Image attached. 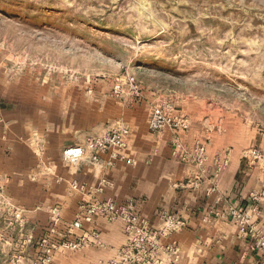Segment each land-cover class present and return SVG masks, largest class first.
Segmentation results:
<instances>
[{
  "label": "rangeland",
  "instance_id": "1",
  "mask_svg": "<svg viewBox=\"0 0 264 264\" xmlns=\"http://www.w3.org/2000/svg\"><path fill=\"white\" fill-rule=\"evenodd\" d=\"M128 77L137 93L124 85L115 97ZM66 92L126 106L146 100L148 118L165 100L264 170V0H0V110ZM4 189L0 264L77 261L59 246L70 223L58 207L41 223Z\"/></svg>",
  "mask_w": 264,
  "mask_h": 264
},
{
  "label": "crops",
  "instance_id": "2",
  "mask_svg": "<svg viewBox=\"0 0 264 264\" xmlns=\"http://www.w3.org/2000/svg\"><path fill=\"white\" fill-rule=\"evenodd\" d=\"M73 95L77 94L66 92L48 101L31 95L24 104L0 110V184L12 204L41 223L58 207L62 221L71 223L83 203H131L152 231L161 227L163 214L185 223L180 232L160 239L162 246L176 248L174 255H162L164 264H264V254L253 249L238 222L220 216L233 207L248 206L249 228L264 233V199L258 212L251 208V195L264 187V170L251 165L243 148H228L225 133L218 137L191 117L183 142L209 139L208 161L202 168L184 164L172 156L171 130L149 132V101L126 106L108 97ZM117 125L130 130L124 154L132 163L118 160L108 166L110 156L102 153L93 164L87 152L75 164L63 160L64 149L83 145L88 137ZM226 151L229 163L215 180L214 161ZM214 181L216 192L209 193ZM91 226L100 244H88L75 252L77 261L67 264H106L127 241L120 222L98 219Z\"/></svg>",
  "mask_w": 264,
  "mask_h": 264
},
{
  "label": "built area",
  "instance_id": "3",
  "mask_svg": "<svg viewBox=\"0 0 264 264\" xmlns=\"http://www.w3.org/2000/svg\"><path fill=\"white\" fill-rule=\"evenodd\" d=\"M127 86V89L124 88ZM128 91L129 94L137 93V85L133 78H126V83L117 80L112 88V94L115 97H121L123 92ZM148 130L151 133H162L166 129L172 131L171 152L172 156L181 163L204 167L208 161L206 145L200 141H194L191 145L183 142V136L190 128L189 119L183 114L175 110V107L165 101L158 100L151 105L150 115L148 118ZM130 130L122 125H117L102 135L88 137L83 145H75L63 150L62 158L66 163H77L85 153H89L90 161L93 164L99 163V155L108 153L110 161L106 165H112L115 161H126L132 163V160L124 154L127 148V137ZM252 158L259 159L261 152L252 150L250 152ZM229 151H226L220 159L214 161L216 165L215 175L213 179H217L218 175L229 163ZM215 181L208 189L209 193L216 192ZM264 199V188L259 193L251 195L253 211L258 212L260 200ZM248 206L239 205L231 208L228 213L222 214V217H230L238 222L241 232L249 235L252 239V247L254 250L264 254V233L259 234L248 226ZM57 209L53 211L57 215ZM58 216V215H57ZM102 219L107 223L120 222L123 224L124 232L127 237L126 243L116 251L115 257L106 264H164L162 255L172 256L176 253V248L162 246L160 239L168 237L172 234L180 232L185 223L168 214H163L160 218L161 227L152 231L146 221L141 218L134 210L131 203H117L112 200L93 201L83 203L79 206V212L74 221L67 225L68 238L59 242V246L74 251H80L88 244H100L99 234L93 228L96 220ZM90 225L86 229L85 225ZM80 234H76L79 233ZM54 246V248H56ZM169 264H174L170 262Z\"/></svg>",
  "mask_w": 264,
  "mask_h": 264
}]
</instances>
